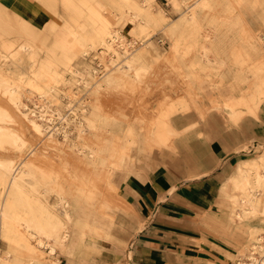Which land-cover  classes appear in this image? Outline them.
<instances>
[{
	"label": "bare ground",
	"instance_id": "1",
	"mask_svg": "<svg viewBox=\"0 0 264 264\" xmlns=\"http://www.w3.org/2000/svg\"><path fill=\"white\" fill-rule=\"evenodd\" d=\"M35 1L55 13L58 0ZM170 1L173 8H184L175 21L154 14L152 0H61L70 12L62 33L54 22L41 28L0 0V39L14 36L12 41L0 42L4 64L0 96L34 134L46 132L52 141L53 135L45 131L52 121L48 111L28 109L22 98L35 93L42 100L52 97L51 84L61 77L58 66L84 83L94 80L97 70L89 58L93 51L100 60L109 53L113 59L102 62L103 73L91 83L92 93H119L130 105H139L141 129L155 139L152 145L172 148V115L187 112L191 108L187 101L197 107L193 99L205 95L199 84L213 82L214 75L227 83L229 94L220 97L230 119L237 122L246 112L256 116L264 103V30L251 29L244 10L258 8L264 27V0ZM114 23L131 30L135 38L113 32ZM234 23L241 25L238 31ZM159 31L170 44L164 54L150 42ZM40 54L44 60L38 58ZM162 62L176 71L185 95L164 98L148 113L143 103L145 85L155 78ZM89 107L90 112L75 125L78 142L69 157H46L33 148L22 160L29 139L23 128H15L11 110L0 105V151L15 153L12 158L0 157V264H60L59 256L65 264H73L80 254L94 250L93 241L111 239L109 226L115 212L129 213L119 180L126 184L135 172L133 150L140 153L143 142L135 140L133 126L116 128L98 98ZM217 191L218 202L231 206L228 220L247 225L246 241L234 252L233 264H264V226L251 224L264 222V155L238 162ZM51 195L53 203L48 199Z\"/></svg>",
	"mask_w": 264,
	"mask_h": 264
},
{
	"label": "rangeland",
	"instance_id": "2",
	"mask_svg": "<svg viewBox=\"0 0 264 264\" xmlns=\"http://www.w3.org/2000/svg\"><path fill=\"white\" fill-rule=\"evenodd\" d=\"M5 1L12 10H21L19 13L22 17L39 27L42 28L48 21H52L61 28L62 33H66L62 26L70 20V12L61 0H58L54 14L35 0ZM152 3V12L161 13L169 21L177 20L184 10L182 5L179 10L173 8L170 0H152ZM257 12H260L258 8L250 12L254 24L257 22ZM234 28L238 31L240 25L234 23ZM110 29L113 32L119 30L127 39L135 38L131 30H124L119 24H112ZM13 37H2L0 42L12 41ZM150 42L160 54L166 53L170 46L162 31L155 34ZM113 46L117 47V43ZM112 55L105 54L100 60L92 51L89 58L97 70L93 75L94 80L102 76V62L110 63ZM38 58L45 59L43 54ZM115 62L114 60L113 63ZM2 65L4 64L0 62L1 69ZM57 71L61 77L51 84L54 89L52 97L42 100L35 93L30 94L29 98H22L28 109L48 111L47 116L50 115L52 121L48 123L45 131H49L55 140L50 141L46 132L41 135L34 134L29 123L0 96V105L11 110L17 121L15 128H23L29 139V145L23 150L22 160L30 156L33 148L46 157L53 154L69 157L78 142L75 125L82 121L84 114L90 112L89 106L95 98L101 103L102 112L110 115L116 128H126L135 121L137 132L142 130L139 125L142 122L139 105H128V101L119 93L101 92L96 96L91 90L94 80L84 83L76 74L60 66ZM3 72L11 74L9 70ZM178 80L176 71L169 62L160 63L155 78L148 80L145 85L147 94L143 102L144 109L151 113L164 98L177 99L184 96V83H179ZM213 80L211 83L204 80L199 84L205 95L202 99H193L197 107L187 101L191 108L173 117L178 128L189 129L187 133L173 138V150L153 149L136 153L134 171H140L143 178H138L133 173L129 175L126 184L119 182V192L131 207V211L128 214L115 212L109 226L111 239L93 241L94 250L80 254L73 264H130L131 258L127 255L130 246L135 237L147 228L146 221L151 216V227L168 236L177 251L197 262L196 264H206L209 261L234 263V252L246 241L247 225L237 226L228 220L227 213L231 206L218 202L217 190L238 162L264 155V105L256 116L246 112L243 119L234 122L227 116L220 97L229 94L227 83L220 81L217 75H214ZM82 109L85 113H81ZM192 109L198 113L203 109L211 112L201 118ZM28 116L31 117L30 114ZM1 156L12 158L15 153L0 151ZM48 199L53 203L54 195ZM251 224L264 226V222L258 220ZM255 257L258 260L260 256L255 253ZM248 260L245 259L246 262ZM59 261L60 264L66 263L63 256H59Z\"/></svg>",
	"mask_w": 264,
	"mask_h": 264
},
{
	"label": "crops",
	"instance_id": "3",
	"mask_svg": "<svg viewBox=\"0 0 264 264\" xmlns=\"http://www.w3.org/2000/svg\"><path fill=\"white\" fill-rule=\"evenodd\" d=\"M251 11L252 10H249L248 8L246 10H244L245 16H246L245 20L247 21L248 24H250V28L253 29L254 31L264 30V27L262 26V21L258 17L260 12H257V16H256L257 22H256V24H254L253 20L250 18V15H251L250 12ZM128 105H130L129 102H128ZM263 105H264V103H263ZM263 105H262V108H263ZM134 106H137V105H134ZM192 110L194 112H196L201 118L206 117L207 114H209L211 112V110H209L208 112H205L204 116H201V114L198 113L195 109H192ZM179 113L183 114L179 110L178 112H175L172 115V117H171L172 119L170 120V124H171L170 130L171 129H172V131L174 130L173 131V133H174L173 138H175L179 135L181 136V135L187 133L189 130L188 128H178L176 126V124H174L173 117ZM134 122L135 121H132L129 125L133 126L135 128V131H136L135 140L138 142H143L142 150L140 151V153L142 151H145V150L151 151L153 149H157L160 151H162L163 149L173 150V146H172V148H168V147L163 148V146H161L162 148L159 146H158V148H152V146H155V145H152V141L154 142L155 139L152 136L149 138L148 135L143 130H141L138 133L136 130V127H138L137 123H134ZM139 125L141 126L142 123L140 122ZM173 138H172V140H173ZM172 140H171V142H172ZM150 144L152 145L151 148H149V146H148ZM133 151H134V157L137 158V154L139 152L137 151L136 148ZM133 173L138 178H143L140 171L139 172H133ZM119 182L124 184L123 179L119 180ZM126 204L129 206V204L127 202H126ZM129 209L131 211V207ZM152 223L153 222L151 221L150 224H148L146 226L147 228L144 229L142 232H140L138 234V236L135 237L133 244L130 246V250L127 253L128 257L131 258L130 264H193V261L190 258H187L183 253L180 254V252L177 251V249L174 247V245L169 240L168 236H166L163 232L161 233L158 230L152 228L151 227Z\"/></svg>",
	"mask_w": 264,
	"mask_h": 264
},
{
	"label": "water",
	"instance_id": "4",
	"mask_svg": "<svg viewBox=\"0 0 264 264\" xmlns=\"http://www.w3.org/2000/svg\"><path fill=\"white\" fill-rule=\"evenodd\" d=\"M152 216L151 217H149L148 219H147V221H146V224L148 225V224H150V222L152 221Z\"/></svg>",
	"mask_w": 264,
	"mask_h": 264
}]
</instances>
